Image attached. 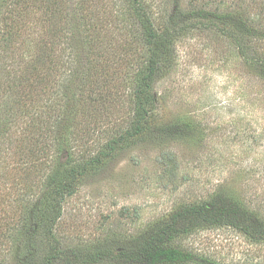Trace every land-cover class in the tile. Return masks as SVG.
<instances>
[{
    "label": "trees",
    "instance_id": "trees-1",
    "mask_svg": "<svg viewBox=\"0 0 264 264\" xmlns=\"http://www.w3.org/2000/svg\"><path fill=\"white\" fill-rule=\"evenodd\" d=\"M171 2L172 10L163 6L157 14L168 24L162 28L155 25L151 0L101 1L98 15L85 14V24L68 18L65 0L41 2L60 24H35L43 34L35 32L32 42L29 24H0L5 46L16 37L25 48L18 62L23 70L4 108L5 123L15 119L22 125L16 196L0 218L3 241L15 250L6 264H214L180 245L213 227H231L264 244V215L224 190L180 207L117 248L66 247L58 237L65 202L118 152L151 136L179 140L192 133L190 124L185 129L180 122L154 124V86L172 59L175 41L193 24L222 30L264 80V0H230L226 7L205 0ZM117 111L126 112L128 127L103 129L100 119L112 123ZM100 140L105 142L95 150Z\"/></svg>",
    "mask_w": 264,
    "mask_h": 264
},
{
    "label": "rangeland",
    "instance_id": "rangeland-1",
    "mask_svg": "<svg viewBox=\"0 0 264 264\" xmlns=\"http://www.w3.org/2000/svg\"><path fill=\"white\" fill-rule=\"evenodd\" d=\"M50 1L0 0V24H29L32 42L43 34L38 24H60L40 7ZM65 1L68 18L85 24V14L98 15L101 1L114 0H89L90 5L86 0ZM151 1L156 5V27L167 26L157 14L163 6L172 10L171 0ZM205 1L226 7L230 0ZM193 26L175 41L172 59L154 86V124L180 122L184 129L190 124L192 133L179 140H140L87 178L64 205L58 237L66 247L117 248L180 207L206 202L219 190L240 197L264 215V80L222 30L213 24ZM12 40L10 47L0 38V218L16 196L15 152L22 133L15 119L5 123L9 113L4 108L11 104L8 96L23 70L18 62L25 52L21 40ZM33 53L31 43L28 60ZM116 117L112 123L100 119L99 125L105 130L126 129V112L117 111ZM104 142H96L94 149ZM2 232L0 220V264H6L13 261L15 250L4 243ZM180 245L214 264H264V244L231 227L200 230Z\"/></svg>",
    "mask_w": 264,
    "mask_h": 264
}]
</instances>
